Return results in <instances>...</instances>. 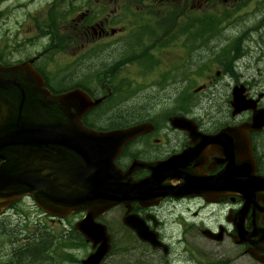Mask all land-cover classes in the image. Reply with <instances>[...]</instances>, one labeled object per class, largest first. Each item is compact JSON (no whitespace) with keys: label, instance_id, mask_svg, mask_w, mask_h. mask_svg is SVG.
I'll list each match as a JSON object with an SVG mask.
<instances>
[{"label":"rangeland","instance_id":"rangeland-1","mask_svg":"<svg viewBox=\"0 0 264 264\" xmlns=\"http://www.w3.org/2000/svg\"><path fill=\"white\" fill-rule=\"evenodd\" d=\"M180 1L182 0L172 1L173 9L170 12L164 11L157 6H151L144 1L136 4L137 12L140 13L135 20V24L139 26L138 30L143 28L149 29L156 17L161 19L160 27L162 30L155 33L156 39L148 36L145 40L146 43L149 42L152 45L151 48H153L155 55H150L151 49H146L145 51L138 50L131 56V52L134 49L131 47L128 37L123 36L120 39L116 31L103 39L107 43L115 42L114 44H100L88 55L83 52L77 54L85 41L92 38V36L90 37L83 33L72 19L74 15L82 13V6L86 5L87 0H0V10L7 6L8 3L15 4V7L9 12L8 16L0 22V47H7L6 43L13 44L15 52L12 53V59H24L28 56H35L38 52L45 50L49 46V52L43 57L41 64L48 72L52 83L57 89L69 87L72 78L76 80L86 79L88 72L91 69L94 72L95 69L97 73L88 76L89 82L87 84L90 88L97 91L96 81L100 82L102 87H105V80L103 78L105 74L107 83L116 85L115 96L111 98L105 107L92 114L90 120L93 122L100 121L103 124H110L135 119L159 120L160 115L158 111L160 108L163 106V110L167 114L174 112L173 100L178 97V89L174 90L173 87H169V82L165 78H162V81L158 83L164 85V88H161V92L158 91L159 86L157 84H147V81L161 68L160 59L162 60L161 62H165V65L169 67L165 58L170 54H166L164 52L165 49L178 51L194 48L196 59L201 57L207 59L208 55L213 53L212 50L217 49L221 42H225L221 46L223 49L230 47V45L241 48L250 43L248 47L250 49L249 55L256 56L255 60L264 63V41L260 39L261 49L256 43L260 38V32L264 30L262 26L264 0H252L248 6L236 12V17L231 19L230 22V26L232 27H229L227 22H223L222 26L225 29L218 31L217 35L210 34L208 46L206 45L204 48H201L202 40L191 43L185 38H176L167 44L165 48H161L159 43L172 30L175 28L179 30L192 21L187 19L184 23L180 19L178 14ZM226 2L228 0L224 1V3ZM19 3H23V5L18 6ZM191 4H194L197 8H201L205 5V0H191ZM63 9L69 10V13L64 17L57 18V10ZM205 13L212 14V12ZM221 13L223 14V11ZM52 16H54V27H59L60 34L58 43L53 42L49 45L52 35L50 30L44 26ZM103 16H100V18ZM241 19H245L246 22H237ZM196 20H199L200 24L202 23L205 26L209 18L202 12ZM243 23L250 27L242 25ZM253 27L260 32H257ZM47 30L50 32L49 34L46 33ZM8 32L10 35H8ZM96 32L98 34V28H96ZM228 54L229 49H226L224 55L227 56ZM238 59L231 58L229 66L232 67V63ZM237 63L233 67L234 71ZM176 67H182V65L178 63ZM129 76L134 79L131 81ZM234 77L237 76L234 75ZM228 84L231 87H235L238 83L228 81ZM199 87L204 88L197 92L196 90ZM189 89L199 95L196 97L199 100H195L192 106L194 110L202 115H215L214 119L218 120V115L221 113L220 103H222L223 107H228V99L226 100L228 94L227 84L222 82V79L218 81L214 75L206 71L194 75ZM184 91L181 92V97L184 95ZM123 95L126 96L123 97ZM144 96L146 98H141ZM210 96H218V98H210ZM221 100H224V102H219ZM111 102L114 104L107 107ZM185 103L190 104L191 100ZM105 108L107 110L106 113L99 114ZM261 147L264 154L263 140H261ZM172 208L171 205L168 206V209ZM29 210L24 209L25 212ZM33 216L36 218L35 214ZM12 218L13 224H5L0 221V240H6L15 235H19L22 240L26 239V234L23 231L14 229L17 224L15 220L16 215L13 214ZM79 219L80 216L76 215L58 225L56 235L65 227H68L70 233L74 235L76 231L75 223ZM166 222V235L176 243L177 238L180 240V231L173 227L169 216ZM50 241L45 253H49L51 258L55 256L57 264H64L62 258L80 260L85 258L91 251V244L86 245L82 240H77L74 246L72 242L67 241L68 246L73 247L70 249L64 246V241L59 242L56 240L54 243L52 240ZM19 246L18 240L12 242L14 250H18ZM25 246L27 245H24L23 248ZM67 250L72 255H66L65 252ZM200 250L202 255H193L185 252L182 244L176 243L171 258H178L181 264H192L191 258H207L213 261L217 260V258H228V264H236V262L244 264V255H241V251L235 248L229 241L228 244L224 243L219 247L206 245L203 242L201 243ZM3 254L6 255V258H9L8 255L11 252H4ZM107 258H117L114 249ZM152 258H156L154 260L155 264H163L161 260L162 256L159 253L154 252Z\"/></svg>","mask_w":264,"mask_h":264},{"label":"water","instance_id":"water-1","mask_svg":"<svg viewBox=\"0 0 264 264\" xmlns=\"http://www.w3.org/2000/svg\"><path fill=\"white\" fill-rule=\"evenodd\" d=\"M39 84L26 65L0 68V150L6 159L0 167V195L9 200L31 192L45 210L61 216L88 210L77 227L95 242L103 241L104 232L90 224L103 204L154 193L147 183L127 184L114 165L120 148L137 132L114 148L110 138L126 131L98 133L82 126L80 118L90 107L84 99L67 95L52 100ZM239 171L231 161L228 175ZM239 180H228V187L247 201L264 189V178L242 174ZM108 250L109 240L88 263H98Z\"/></svg>","mask_w":264,"mask_h":264},{"label":"flooded vegetation","instance_id":"flooded-vegetation-1","mask_svg":"<svg viewBox=\"0 0 264 264\" xmlns=\"http://www.w3.org/2000/svg\"><path fill=\"white\" fill-rule=\"evenodd\" d=\"M259 39L264 41L262 37ZM256 43L259 47L261 46L260 41H256ZM249 46L250 43L241 48L234 47L236 53H240L242 50H247V55L245 59H243L244 61L239 59L235 71H231L230 77H228V67H230L228 64V55L226 57L225 83L228 87V94L226 96V100L228 99V107H223L221 105L222 103H220L221 113L218 115V120L214 119L215 115H202L194 110L192 103L195 100H199V98H185L183 95L182 97L179 95L178 99L181 102L177 101L173 104L177 109V114L169 115L164 112L163 107H161L158 111L160 119L154 122V127L148 129L147 132L135 138L129 144V150L126 155L119 159V164L121 166H125L127 163H134V176L141 179H150L151 183H154L155 186L165 185L174 176H179V178H181L178 184L182 185L184 183L183 177L190 172L193 173V176L197 181H200L201 173L211 176L208 187L204 191L205 195H182L179 197L169 196L163 199L162 203L167 201L171 206H173V208H182L186 210H190L192 207L194 208L207 203V205L214 207L213 210L217 209L219 212H224L226 214H228V208L231 209L233 207V196H228V173L225 177L216 179L224 168L228 167V136L220 138L219 141L213 140V145L218 143L220 145L214 149L207 150V147L201 145L200 143L196 146V144L192 141L189 132L185 130L182 125L178 128L173 127L171 124V117H192L198 124L197 126L199 132L207 135H216L221 129L227 127L228 125L236 126L246 121H251L254 114L253 110L241 111L236 115L233 114L234 87H231L228 84V81L233 83L242 82L247 87L248 97L256 99L260 96V94L264 96V78L263 76H258V63L261 64L262 62L255 60L256 56L249 55ZM234 75L237 77H234ZM258 88H260V90H258ZM243 94L245 95V92ZM210 98L217 99L218 96H210ZM188 100H191L190 104L185 103ZM219 102H224V100ZM257 107H264V97L259 100ZM251 136L253 150L258 160V172L259 174L264 175V154L261 147V139L264 137V129L261 132H251ZM192 153L194 157L193 163H196L193 168H190L187 165V162ZM172 159H175V162L168 163ZM217 183H225V186L220 185L223 187L217 189ZM236 201H239V199H236ZM153 207L156 206L143 209L138 203L134 204V210L140 212V215L144 217L146 223L150 226H154L155 222H162L159 215V208L152 209ZM263 207V202H260L259 208L257 209V216L260 222L264 218V212L262 211ZM123 212V207H121L117 212V217L121 225H123ZM251 213L252 210L248 216V227L252 221ZM196 215H198V213ZM53 222H55V218H53ZM44 223L45 222H43V224ZM122 229L125 233H132V230L126 227V225L122 227ZM41 232L40 227L33 238L37 237V234H39V236H45L44 233ZM21 249L22 248H18V250H14L13 248L12 255H16ZM48 259L50 260V264H55V258ZM136 263L137 262H135V264Z\"/></svg>","mask_w":264,"mask_h":264},{"label":"trees","instance_id":"trees-1","mask_svg":"<svg viewBox=\"0 0 264 264\" xmlns=\"http://www.w3.org/2000/svg\"><path fill=\"white\" fill-rule=\"evenodd\" d=\"M46 26L51 32L52 40L57 44L60 34L59 27H54V21L52 20V18L46 22ZM94 73L96 74L97 70L94 69L93 72V69H91L90 72H88L86 78H88V76L94 75ZM125 96L126 95H123V97ZM141 98H146V97L144 96ZM111 104L112 102L108 105V107H110ZM73 240L74 241L78 240V237H73ZM50 242L51 241L47 236H39V234H37V237H35L32 240V243L25 246L16 255H12L11 253L8 255L9 258H6V255L1 254L0 264H50V260L48 258H51V256L49 255V253L45 255V251L43 249L47 247L50 244Z\"/></svg>","mask_w":264,"mask_h":264},{"label":"bare ground","instance_id":"bare-ground-1","mask_svg":"<svg viewBox=\"0 0 264 264\" xmlns=\"http://www.w3.org/2000/svg\"><path fill=\"white\" fill-rule=\"evenodd\" d=\"M242 25H245L244 23L242 24ZM245 26H249V25H245ZM229 27H232V26H229ZM250 27V26H249ZM218 32V31H217ZM217 32H214L213 34L214 35H217ZM231 58H229V54H228V61L230 60ZM237 62H239V59L238 60H235L233 63H232V67H230V69H231V71H234L233 70V67H234V65L237 63ZM116 102V101H115ZM108 107V106H107ZM106 108L101 112V113H106ZM261 140H263L264 141V137L261 139ZM3 254V253H2ZM8 254V253H7ZM1 255V254H0ZM3 255H5V254H3ZM3 262V261H2ZM1 262V263H2Z\"/></svg>","mask_w":264,"mask_h":264}]
</instances>
